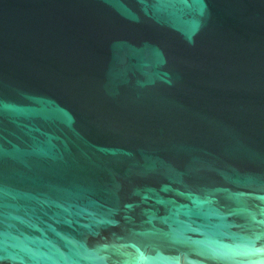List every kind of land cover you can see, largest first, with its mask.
<instances>
[{
	"label": "water",
	"instance_id": "1",
	"mask_svg": "<svg viewBox=\"0 0 264 264\" xmlns=\"http://www.w3.org/2000/svg\"><path fill=\"white\" fill-rule=\"evenodd\" d=\"M0 264H264V0H0Z\"/></svg>",
	"mask_w": 264,
	"mask_h": 264
}]
</instances>
